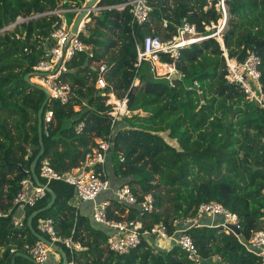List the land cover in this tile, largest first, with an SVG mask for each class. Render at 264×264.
I'll return each mask as SVG.
<instances>
[{"label":"trees","instance_id":"trees-1","mask_svg":"<svg viewBox=\"0 0 264 264\" xmlns=\"http://www.w3.org/2000/svg\"><path fill=\"white\" fill-rule=\"evenodd\" d=\"M120 1L101 0L98 5ZM226 1L230 17L222 41L228 54L244 60L249 49L257 51L264 82V0ZM149 4L152 10L142 24L134 22L129 8L90 13L80 36L93 46L94 54L85 66L88 53H77L63 74L73 89L69 103L52 98L46 106L53 109L54 120L49 134L43 133L45 152L36 172L45 182L40 175L44 158L59 173L70 171L85 161L87 153L97 146V139H111L106 177L116 188L129 185L139 202L152 193L155 209L142 215L137 204L126 205L112 192H105L111 202L110 219H141L146 228L164 222L172 233L177 217H197L201 203L214 201L238 215L241 237L249 240L264 228V108L248 100L242 87L226 78L227 61L217 37L182 48L177 59L160 54L162 62L175 63L182 74L177 78L157 76L150 61L135 66L137 43L147 36L172 37L183 18L206 36L215 29L205 26L221 18L209 0H149ZM84 5L85 0H0V264H11L16 251L8 245L24 251L26 242L38 241L27 220L51 200L47 192L35 207L25 210V227L14 226L15 195L23 178L32 177L24 173L30 172L40 151L38 113L46 98L45 92L25 76L46 57L54 45L51 34L62 23L58 14L32 16ZM77 16L70 14L69 23ZM19 17L24 20L18 22ZM10 24L14 28L3 30ZM101 62L110 65L106 74L109 86L112 82L123 85L116 91L117 97L127 98L130 112L138 111L123 115L114 126L109 113L113 105L95 94L99 73L91 66ZM232 111H236L234 117ZM81 122L84 127L78 131ZM49 185L57 199L51 209L34 218L33 226L50 239L39 229V220L51 217L59 235L72 236L81 243L83 248L73 252L58 243L66 250L69 264H195L180 245L156 248L147 238L129 253L110 250L106 244L112 230L70 204L75 187L62 180ZM165 191L174 195L168 199L172 208H164ZM188 233L204 258L203 264H210L215 255L219 256L215 264L260 262V256L249 251L235 234L222 232L217 226H193ZM62 262L60 256L58 264ZM16 264L34 263L19 256Z\"/></svg>","mask_w":264,"mask_h":264},{"label":"built area","instance_id":"built-area-1","mask_svg":"<svg viewBox=\"0 0 264 264\" xmlns=\"http://www.w3.org/2000/svg\"><path fill=\"white\" fill-rule=\"evenodd\" d=\"M90 0H85L87 4ZM209 6L214 5L221 13V18L217 22L212 21L206 25L207 30L215 29V32L209 35H202L198 32L195 24L191 23L187 18H183L182 22L177 26L176 33L169 38H159L147 36L142 42L137 43L138 60L135 66H140L143 61H150L152 71L157 76H167L171 79V75L182 74L176 68L175 63L170 64L160 60V54H170L173 58H179L181 49L193 43L202 41L208 37L222 38L224 30L228 26L230 17V9L226 0H217L214 4L213 0H209ZM207 6V7H209ZM206 7V8H207ZM119 9L129 8L133 15L134 22L142 24L149 18L152 10L149 0H121L119 3L107 6H99L94 11L99 12L102 9ZM81 8H58L44 13H38L32 17L58 14L62 17V23L51 34L54 45L48 50L46 57L33 67L35 83L42 85L50 91V99H58L62 104H67L73 95L71 84L63 79V74L69 70V63L77 53L87 52L89 59L93 56V46L85 43L81 38V32H84L85 25L78 28L77 33L72 31L73 23L70 24L65 16L67 12L79 14ZM91 13V12H90ZM89 13V15H90ZM89 15L86 19H89ZM22 20H24L22 18ZM18 20V22L22 21ZM168 26V22L164 21V27ZM224 56L227 61L228 74L226 78L229 82H237L244 90L246 97L250 101L257 102L264 108V82L262 81L261 56L255 50L249 49L244 60H237L235 57H230L225 48L224 41ZM157 62L168 66V70L160 73L157 67ZM95 65V64H94ZM98 68V77L96 84L98 89L106 90L109 83L106 74L110 70V65L101 62L95 65ZM171 66L173 68H171ZM119 104L113 106L111 116L113 117V125L117 122L120 116L130 113L127 108V98L118 99ZM109 105V104H107ZM113 105V104H110ZM54 120V111L47 108L43 115V126L46 135L49 134L48 127ZM84 127V122L79 123L77 130L81 131ZM111 139H97V146L93 147L86 155L85 161L78 167L59 173L55 170L48 158H44L40 166V175L45 180L43 182L49 185L54 180H62L75 187V197L79 202L91 201L94 203L92 210V218L94 221L104 224L112 230L108 237L107 247L117 253H129L137 248L143 239L155 237L173 241L187 253L188 258L195 264H203L204 258L201 256L198 248L195 245L193 237L188 233V230L193 226H199L197 217H177L173 225L176 226L174 231L170 233L166 223L160 222L146 228L141 219H110L108 216V208L110 199L104 198L99 200V196L105 192H112L114 197L126 205H138L141 214L152 212L155 209V198L152 193L144 195L142 201L139 202L137 195L133 192L129 185H123L113 190L111 180L106 177L105 165L107 161V153L111 147ZM121 160L124 157L121 156ZM100 168V171L97 169ZM42 182V181H41ZM264 194V189H263ZM47 194L45 186L34 181L32 177H25L21 181L20 188L15 195L14 203L16 210L12 213V221L16 228L25 227V210L35 207L42 201ZM17 210H22L24 214L17 213ZM199 214H209L211 216L221 215L224 221L218 223L217 227L222 232L233 233L245 245V247L260 256L259 264H264V228L253 233L249 240L237 235L229 224H234L237 228H241L238 215L219 202H203L198 208ZM8 213H6L7 215ZM39 229L44 234L50 236V239L57 243L64 244L71 252L82 249L80 242L76 241L72 236L64 237L58 234L55 220L51 217L42 218L39 220ZM17 250V247L11 248ZM22 252L29 254L36 259L40 264H47L51 247L44 242L38 240L34 243L26 242L23 245ZM210 264H215L219 260V256L215 255Z\"/></svg>","mask_w":264,"mask_h":264},{"label":"water","instance_id":"water-1","mask_svg":"<svg viewBox=\"0 0 264 264\" xmlns=\"http://www.w3.org/2000/svg\"><path fill=\"white\" fill-rule=\"evenodd\" d=\"M100 1L101 0H90L87 4H85L83 7H81V11L79 12L78 16L75 18V21H74L73 26H72V31L74 33H77L79 25L81 24V21H83L82 25L83 24L85 25V23L89 22L90 19L86 21L85 18L89 15L90 12L95 10V8L100 3ZM69 5H72V3L70 2ZM5 28H7V27H5ZM5 28H3V30ZM89 62H90L89 58H87L85 61V66H88ZM91 67L96 71L98 70V68L96 66L92 65ZM34 75H36V72L26 74V76H25L26 81L33 84V82L31 81V76H34ZM177 77H178L177 74H173V75H171L170 78L174 79ZM231 83L232 84H238L237 82H231ZM36 86H38L40 89H42L46 94V98H45V100H44V102H43V104L39 110V113H38V133H39L40 151L36 155V157L34 158L32 164H31L30 172L25 171L24 174L25 175H31L36 183L45 186L47 192H49L51 194V200L44 207H41V208L33 211L30 214V216L28 217V220H27V225L29 226L32 233L38 238V240L44 242L45 244L50 246L53 250H55L61 254L62 259H63L62 264H69V258H68V254H67L66 250L62 246H60L57 242H54L53 240H51V239L45 237L44 235H42L41 233H39L33 226L34 218L37 215H39L40 213L51 209L53 207V205L55 204V201L57 199V193L50 187V185H46L43 182H41L40 178L36 172V166H37L39 160L42 158V156L44 155V152H45V146H44V142H43V133H44V131H43L44 130V128H43V115H44V111H45L46 106H47L48 102L50 101V97H51L50 91L47 88H45L42 85H38V84ZM232 113H233L232 116L234 117L236 111H232ZM229 226L231 229L234 230V232L237 235L241 234V230L239 228H237L236 225L230 223ZM7 247L8 248H15L16 246L10 244ZM19 256L29 259L34 264H40L36 259H34L29 254L22 252V251H16L15 252V254L13 255L11 264H16V258Z\"/></svg>","mask_w":264,"mask_h":264},{"label":"crops","instance_id":"crops-1","mask_svg":"<svg viewBox=\"0 0 264 264\" xmlns=\"http://www.w3.org/2000/svg\"><path fill=\"white\" fill-rule=\"evenodd\" d=\"M111 94H112V96H114L112 98H115V95L113 93H111ZM137 112L138 111H135L134 113H137ZM112 187H113V190L116 189V187L114 185H112ZM107 194L108 193L101 194L99 196V200L104 199L107 196ZM70 204L75 206V207H77L79 212H81V214H86V215H89L90 217L92 216V210H93L94 203L91 202V201H83V202L81 201V202H79L77 200V198L75 197V191H74L73 197L70 199ZM17 213L24 214L22 212V210L21 211L17 210ZM125 215H126V213H125ZM197 219H198V222H199L198 225L200 227H206V226H210V227L214 226V227H216L218 225V223L222 222L223 217L221 215L207 216L205 214H199L197 216ZM150 238L151 239H149L147 237V239L151 240L150 243L156 248L170 249L174 244H176L173 241L164 240V239H162V240L158 239V238H156V236L155 237H150ZM51 252H53L55 254L51 256V254H52L51 253L49 255L50 259H48L47 264H58L61 254L59 252L53 250L52 248H51Z\"/></svg>","mask_w":264,"mask_h":264},{"label":"rangeland","instance_id":"rangeland-1","mask_svg":"<svg viewBox=\"0 0 264 264\" xmlns=\"http://www.w3.org/2000/svg\"><path fill=\"white\" fill-rule=\"evenodd\" d=\"M74 12H67V13H65V16L67 17V20H68V22H70L69 21V19H70V14H73ZM90 19V18H89ZM88 19V20H89ZM18 20H22V18L21 17H19V19ZM86 21H87V19H86ZM12 28H14V24H10L9 26H7V28H5V29H12ZM4 29V30H5ZM3 31V30H2ZM220 39H218L220 42H221V44H223V41H222V38L221 37H219ZM157 65H158V63H157ZM159 66V65H158ZM160 68V67H159ZM166 70V68H162V69H159V72L160 73H163L164 71ZM31 80L32 81H34V83H35V80H34V78H32L31 77ZM94 87H95V94H96V97L97 98H101V99H103L104 101H105V103L106 104H113V106H117L120 102H119V98L117 97V95H116V91L119 89V90H121L122 88H123V85L121 84V83H118V82H112L111 84H110V86H109V88L107 89V90H100V89H98V87H97V84H95L94 85ZM109 91H113L115 94V99H113L112 97H114V96H112V97H108V100H110L111 99V101H112V103H109L108 102V100L106 99V97H105V95L104 94H106V93H108ZM79 109V106H76V110H78ZM127 115H132V114H134V112H128V113H126ZM122 116H120L119 117V119L121 118ZM173 193H169V192H166L165 191V200H166V202L164 203V208L166 207V208H172V204H173V202L172 201H168V199L169 198H173ZM205 215H207V216H211V215H208V214H205ZM222 221H224V218H223V220ZM51 253H53V252H51ZM50 253V254H51ZM55 253H53V255H54Z\"/></svg>","mask_w":264,"mask_h":264},{"label":"bare ground","instance_id":"bare-ground-1","mask_svg":"<svg viewBox=\"0 0 264 264\" xmlns=\"http://www.w3.org/2000/svg\"><path fill=\"white\" fill-rule=\"evenodd\" d=\"M85 20H86V18H85ZM82 22H83V21H81V24L79 25V27L82 26ZM219 42H220V41H219ZM220 43H221V42H220ZM157 63H160V62H157ZM157 63H156V64H157ZM160 64H161V63H160ZM162 65H163V64H162ZM164 66H166V65H164ZM157 67H158V69H160L158 65H157ZM171 68H173V67L171 66ZM167 70H168V66H166V70H165L164 72H166ZM164 72H163V73H164ZM104 95H106L107 97H112V94H111V93H106V94H104ZM113 99H115V98H113ZM107 100H108V99H107ZM115 100H116V99H115ZM108 102H109V103H112L111 99L108 100Z\"/></svg>","mask_w":264,"mask_h":264}]
</instances>
